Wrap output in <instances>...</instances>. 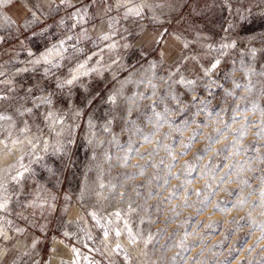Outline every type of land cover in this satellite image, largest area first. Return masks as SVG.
Segmentation results:
<instances>
[{
	"label": "rangeland",
	"instance_id": "rangeland-1",
	"mask_svg": "<svg viewBox=\"0 0 264 264\" xmlns=\"http://www.w3.org/2000/svg\"><path fill=\"white\" fill-rule=\"evenodd\" d=\"M0 117V264H264V0H0Z\"/></svg>",
	"mask_w": 264,
	"mask_h": 264
},
{
	"label": "snow or ice",
	"instance_id": "snow-or-ice-1",
	"mask_svg": "<svg viewBox=\"0 0 264 264\" xmlns=\"http://www.w3.org/2000/svg\"><path fill=\"white\" fill-rule=\"evenodd\" d=\"M61 43H63V42H61ZM42 58L47 62V59H48L47 55L43 56ZM36 62L39 63V60H37ZM217 64H219L218 60L216 61L215 64L212 65V67L215 68L217 66ZM81 67H83V65H81ZM75 79H76V77L74 76L72 80H68V81H66V83L71 84V83H73V80H75ZM187 83L191 84L193 82L188 81ZM110 99L114 100V97H110ZM0 118H3V117H0Z\"/></svg>",
	"mask_w": 264,
	"mask_h": 264
}]
</instances>
